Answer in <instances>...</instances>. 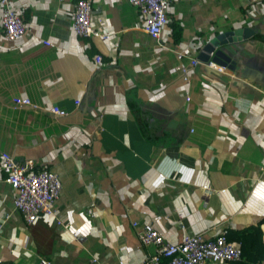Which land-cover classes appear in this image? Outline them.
I'll return each mask as SVG.
<instances>
[{"label": "crops", "instance_id": "1", "mask_svg": "<svg viewBox=\"0 0 264 264\" xmlns=\"http://www.w3.org/2000/svg\"><path fill=\"white\" fill-rule=\"evenodd\" d=\"M76 2L13 0L14 42L0 23V152L59 173L64 220L28 223L0 171V264H146L134 221L172 242L260 224L264 244V0H170L158 40L128 0H92L110 37H79ZM245 29L234 68L210 65L204 47Z\"/></svg>", "mask_w": 264, "mask_h": 264}, {"label": "built area", "instance_id": "2", "mask_svg": "<svg viewBox=\"0 0 264 264\" xmlns=\"http://www.w3.org/2000/svg\"><path fill=\"white\" fill-rule=\"evenodd\" d=\"M128 1L138 9L140 17L146 22L150 37L158 40L169 23L170 0ZM12 2L13 0H0V23L6 38L14 42L27 34L28 26L22 14L13 7ZM258 9L262 10V5H258ZM92 11V0H77L73 12L75 33L79 37L109 38L110 33L105 31L103 26L92 25ZM178 54L183 56L180 52ZM199 63V59L193 58V65L197 66ZM216 64L224 68L223 65L210 61V65ZM180 69L184 79L188 81V67L182 66ZM22 103L32 105L29 98H24ZM52 110L58 115L67 114V111L59 106H54ZM262 169L264 171V166ZM0 171L4 172L3 181L12 188L15 210L28 223L36 222L41 216H52L57 225H64L63 218L55 208L57 198L62 191V181L57 171L47 168L36 170L33 165L19 163L6 151L0 152ZM88 214H93L91 207L88 209ZM133 225L138 228V236L142 244L154 248L146 264H219L240 260L243 257L242 244L230 241L226 231L213 237H207L203 233H186L180 241L172 242L167 240L152 223L141 225L138 221H134ZM255 264H264V262L257 261Z\"/></svg>", "mask_w": 264, "mask_h": 264}, {"label": "trees", "instance_id": "3", "mask_svg": "<svg viewBox=\"0 0 264 264\" xmlns=\"http://www.w3.org/2000/svg\"><path fill=\"white\" fill-rule=\"evenodd\" d=\"M173 30V35L176 41L181 38L182 27L176 21L171 23ZM228 239H237L242 244L243 257L240 260L246 258L247 261H255L264 255V244H263V231L258 225H252L250 227L244 228L239 232L227 233Z\"/></svg>", "mask_w": 264, "mask_h": 264}, {"label": "water", "instance_id": "4", "mask_svg": "<svg viewBox=\"0 0 264 264\" xmlns=\"http://www.w3.org/2000/svg\"><path fill=\"white\" fill-rule=\"evenodd\" d=\"M253 30L245 29V31H228L225 33L219 34L217 37L213 38L205 47L204 51L206 52L203 54L206 56V59H212L213 61L223 65L228 66L230 68H234L235 61L233 60L232 56L227 53L223 47H230L233 46L240 37L244 35V37H249L253 34ZM239 35V37L237 36ZM208 54H213L212 58L207 57ZM203 56V57H204ZM204 57V60H206Z\"/></svg>", "mask_w": 264, "mask_h": 264}]
</instances>
